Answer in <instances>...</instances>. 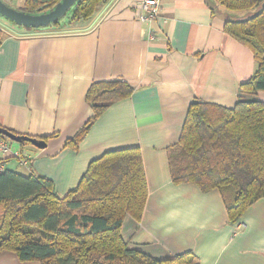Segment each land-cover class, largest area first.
<instances>
[{"label": "crops", "instance_id": "crops-1", "mask_svg": "<svg viewBox=\"0 0 264 264\" xmlns=\"http://www.w3.org/2000/svg\"><path fill=\"white\" fill-rule=\"evenodd\" d=\"M2 1L16 10L27 3ZM144 1L108 0L73 30L0 24V128L47 144L41 150L8 140L14 155L1 163L51 180L66 197L91 162L139 148L146 208L123 227L134 248L156 258L192 252L200 264H264V200L232 225L221 193L173 182L169 159L194 100L233 108L241 84L256 73L252 51L224 28L246 17L218 0H165L157 17L144 21ZM110 81L128 83L132 94L103 111L78 148L67 147L94 116L92 85ZM258 97L264 102V92ZM0 264L40 263L4 252Z\"/></svg>", "mask_w": 264, "mask_h": 264}, {"label": "trees", "instance_id": "trees-1", "mask_svg": "<svg viewBox=\"0 0 264 264\" xmlns=\"http://www.w3.org/2000/svg\"><path fill=\"white\" fill-rule=\"evenodd\" d=\"M61 1L27 0L23 12L42 14ZM107 1L78 0L67 18L87 22ZM218 1L228 11L248 13L224 28L252 51L258 69L241 84L233 108L192 102L169 159L173 182L218 190L234 225L264 200V102L258 97L264 92V0ZM64 25L62 18L51 27ZM4 38L0 28V44ZM132 92L122 81L93 84L87 100L94 116L66 146L78 148L98 116ZM147 198L139 148L111 151L91 162L78 188L66 197L49 179L6 170L0 176V255L9 252L21 262L40 264H200L192 252L153 257L125 238L126 218L141 220Z\"/></svg>", "mask_w": 264, "mask_h": 264}, {"label": "water", "instance_id": "water-1", "mask_svg": "<svg viewBox=\"0 0 264 264\" xmlns=\"http://www.w3.org/2000/svg\"><path fill=\"white\" fill-rule=\"evenodd\" d=\"M77 2L78 0H62L50 12L32 15L13 9L5 4L2 0H0V15L18 26L37 30L57 24L60 19L67 16L68 12ZM0 136L6 137L12 142L18 144L29 143L41 150L47 147L46 142L43 140L31 138L28 136L16 135L4 128H0Z\"/></svg>", "mask_w": 264, "mask_h": 264}, {"label": "built area", "instance_id": "built-area-1", "mask_svg": "<svg viewBox=\"0 0 264 264\" xmlns=\"http://www.w3.org/2000/svg\"><path fill=\"white\" fill-rule=\"evenodd\" d=\"M165 0H145L142 4V9L147 14L146 17H141L142 20L155 19L158 16L160 7ZM14 155L9 142L0 138V176L6 171L5 166L1 163V160H5L6 157ZM16 155V154H15Z\"/></svg>", "mask_w": 264, "mask_h": 264}, {"label": "rangeland", "instance_id": "rangeland-1", "mask_svg": "<svg viewBox=\"0 0 264 264\" xmlns=\"http://www.w3.org/2000/svg\"><path fill=\"white\" fill-rule=\"evenodd\" d=\"M18 11L23 12L25 10H24V8H22V9L21 8H18ZM43 12H44V10H43ZM48 12H50V10L45 9V13H48ZM240 14H244V17H247L248 16V13L247 12H241ZM69 17H70V15H69ZM63 21H64V24H65V28L64 29H67V30H73V29H76V28H81V27H83V24H84V21H76L75 23L74 22H68L69 20H67V16L63 18ZM1 23L4 24L5 26H11V27H14V28H24V27H21V26L16 25L15 23L11 22L10 20H8V19H6V18H4V17H2L0 15V24ZM70 24H73V25H70ZM0 26L4 28L3 25H0ZM68 26H71V28H69Z\"/></svg>", "mask_w": 264, "mask_h": 264}]
</instances>
